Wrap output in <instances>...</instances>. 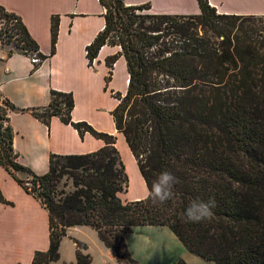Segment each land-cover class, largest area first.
<instances>
[{"label": "trees", "instance_id": "1", "mask_svg": "<svg viewBox=\"0 0 264 264\" xmlns=\"http://www.w3.org/2000/svg\"><path fill=\"white\" fill-rule=\"evenodd\" d=\"M99 1L105 23L86 57L91 65L103 45L120 47L105 59L106 82L113 63L120 55L125 59L126 91L112 93L118 100L111 112L115 128L147 190L165 170L178 183L163 204L147 195L122 200L128 177L115 136L72 121V93L56 90L32 114L46 125L57 116L80 136L88 132L104 145L84 154H51L48 171L36 174L16 161L13 131L0 106V166L48 213L49 246L34 251L31 264L58 260L60 241L72 226L93 228L118 264H139L125 235L145 225L168 227L190 253L210 264H264V15L218 13L208 0H197L198 14H157L149 12V3ZM50 30L53 52L55 17ZM0 41L45 57L21 18L1 5ZM0 102L14 109L1 95ZM194 198L215 200L210 219L185 218ZM0 202L10 203L1 194ZM85 249L76 241L73 264L90 263Z\"/></svg>", "mask_w": 264, "mask_h": 264}, {"label": "crops", "instance_id": "2", "mask_svg": "<svg viewBox=\"0 0 264 264\" xmlns=\"http://www.w3.org/2000/svg\"><path fill=\"white\" fill-rule=\"evenodd\" d=\"M208 2L218 13L264 15V0ZM124 3H149V12L157 14L200 12L197 0H124ZM0 5L21 18L38 45L39 53L45 56L39 64H33L26 54L0 41V95L14 106L7 110V117L13 131L16 161L41 175L48 171L51 154H84L104 145L102 139L88 132L80 136L75 128L64 124L57 116H52L46 125L32 114V109L49 103L51 90L71 92L74 99L71 120L86 121L97 131L115 136V146L128 178L129 161L134 166L131 171L140 187L139 194L125 198L124 192L119 194L120 198L124 201L144 198L148 192L146 184L123 135L115 128L111 114L118 103L112 93L124 94L127 88L125 59L120 55L113 63L106 82L108 67L105 59L119 52L120 47L103 45L91 65L86 57V47L104 27L105 8L100 1L0 0ZM52 17L57 20L53 52ZM16 176L27 178L22 172H16ZM0 194L10 202H0V264H31L34 251H45L49 246L48 213L39 200L27 193L1 166ZM83 227L89 226L68 227L67 232H78ZM75 261V256H65L62 250L57 263L73 264Z\"/></svg>", "mask_w": 264, "mask_h": 264}, {"label": "rangeland", "instance_id": "3", "mask_svg": "<svg viewBox=\"0 0 264 264\" xmlns=\"http://www.w3.org/2000/svg\"><path fill=\"white\" fill-rule=\"evenodd\" d=\"M132 167L134 168L129 161V181L124 194L125 198L135 197L139 194L140 187L136 182L134 172L132 174ZM62 183L60 187H64V183ZM76 241L85 244L84 253L90 256L89 264H116L111 249L104 246L99 240L97 232L90 227H83L78 232H67L66 230L59 245V258L62 250L65 256L71 254L76 258ZM125 242L131 256L139 264H176L179 259L187 264H210L207 260L190 253L166 226H139L125 235ZM57 261L50 264H61Z\"/></svg>", "mask_w": 264, "mask_h": 264}, {"label": "clouds", "instance_id": "4", "mask_svg": "<svg viewBox=\"0 0 264 264\" xmlns=\"http://www.w3.org/2000/svg\"><path fill=\"white\" fill-rule=\"evenodd\" d=\"M178 183L176 176L170 171H163L152 183L150 190L147 192L148 199L153 203L163 204L173 196V186ZM216 207L214 199L204 201L199 198L190 200L187 205L184 216L192 223H199L208 220L213 215V208Z\"/></svg>", "mask_w": 264, "mask_h": 264}, {"label": "built area", "instance_id": "5", "mask_svg": "<svg viewBox=\"0 0 264 264\" xmlns=\"http://www.w3.org/2000/svg\"><path fill=\"white\" fill-rule=\"evenodd\" d=\"M26 53H27L26 55L29 57L31 63L39 64L42 61V59L37 55L36 51L35 52L27 51ZM1 101H2V99H1ZM0 106L5 108L6 111L8 110V108H6V105H4L2 102H0ZM25 185L29 188L31 186V182L27 179L25 181Z\"/></svg>", "mask_w": 264, "mask_h": 264}]
</instances>
